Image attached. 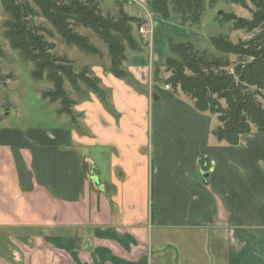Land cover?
<instances>
[{
	"label": "crops",
	"instance_id": "1",
	"mask_svg": "<svg viewBox=\"0 0 264 264\" xmlns=\"http://www.w3.org/2000/svg\"><path fill=\"white\" fill-rule=\"evenodd\" d=\"M146 12L123 65L143 92L93 67L112 111L0 128V264H264V134L213 142L215 116L155 90L177 27Z\"/></svg>",
	"mask_w": 264,
	"mask_h": 264
},
{
	"label": "trees",
	"instance_id": "2",
	"mask_svg": "<svg viewBox=\"0 0 264 264\" xmlns=\"http://www.w3.org/2000/svg\"><path fill=\"white\" fill-rule=\"evenodd\" d=\"M207 1L210 5L222 1L250 9L251 20L234 15L224 19L234 21V30L258 32L238 43L221 36L212 37L210 42L220 54L218 57L191 42L167 37L166 71L170 77L166 85L187 95L198 112L216 116L218 125L213 135L219 142L237 147L242 137L253 130L264 134V104L260 100L264 99V0H149L148 6L164 21L198 28ZM0 6L8 17L3 23L5 38L25 61L34 63L32 78L52 85L42 92V97L58 103V116H66L70 124H77L80 119L73 110L78 103L72 98L73 93L80 96L93 93L112 111L110 96L100 81L91 76L88 66L75 71L72 60L54 52L55 34L65 45L99 57L100 50L77 28L91 30L108 50L110 65L104 72L143 92L123 66L127 51L140 53L147 46L135 38L133 31V25L140 27L141 19L129 16L123 9L116 16L105 14L98 0H0ZM37 19L45 20L55 32L38 26ZM230 55L238 61L231 62ZM0 57H4L1 48ZM158 72L157 69L155 75ZM3 79L0 72V83Z\"/></svg>",
	"mask_w": 264,
	"mask_h": 264
},
{
	"label": "rangeland",
	"instance_id": "3",
	"mask_svg": "<svg viewBox=\"0 0 264 264\" xmlns=\"http://www.w3.org/2000/svg\"><path fill=\"white\" fill-rule=\"evenodd\" d=\"M148 1L149 0H98L102 11L105 14L108 13L113 16L118 15L117 13L120 9H123L128 15L130 14L132 16H138L143 13L146 15V8L149 10ZM249 8H252V6L249 5ZM219 12H221V15H219ZM227 15H234L241 20H251L253 17L251 10L248 8L222 1L210 5L207 1L206 9L198 28L182 27L173 21L167 22H169L171 26H174L175 24L177 27V30L173 31V35L171 34V37L175 41L191 42L197 48H200L201 50L206 49L209 54L218 57L220 54L212 48L210 42L212 37L221 36L233 43H238L240 40H248L252 38L254 33L258 32L250 33L245 30H234V21L224 19ZM7 19L8 17L0 6V48L4 51V57H0V72L4 76L3 82L0 83V128L51 129L61 122H67L68 118L66 116H58L57 114L59 104L50 103L42 97V92L50 90L52 85L47 81L34 80L32 78V71L35 69L34 63L25 61L21 57L20 52L12 49L9 41L5 38L3 23ZM36 22L38 26H42V28L46 30L55 32L52 26L45 20L37 19ZM140 25H142V22ZM137 26L133 25L135 36H138ZM77 31L80 34L89 37L91 43L103 53L101 58L97 55L85 53L77 47L65 45L56 34L54 37L56 46L54 52L58 56H65L69 60H72L75 64V71L88 66L91 71V76L96 77L101 85V80L95 75L92 69L93 67H102L103 70H105L109 67L110 59L108 50L91 30L83 27L77 28ZM144 41L145 39L143 38L139 40V42ZM152 44L154 45L155 41L154 43L152 42ZM228 57L231 62L238 61L237 57L233 55ZM165 76L166 74L161 70L156 77H153V81H158L159 83L154 86L156 91L158 89L164 90V85L168 79H164ZM82 88L85 91L87 90L84 86H82ZM147 88L145 89L147 90ZM67 89L70 90L69 87H67ZM142 89L143 88L141 87L140 90ZM174 93L175 92L170 91L172 97H181L182 100L190 102V98L187 95L182 93L180 96H177ZM91 94L93 93L87 94L88 96L84 94L80 96L73 93L72 98L77 100V104H79L88 101L91 98ZM93 95L98 98L97 95ZM260 100L264 104V99L260 98ZM74 113L77 114V116L79 115L80 119H77L78 122L74 125L70 124L69 120L70 127L83 130L81 127L83 116L76 111H74ZM217 125L218 121L216 122V126ZM216 140V137H213V142H216ZM202 177H204V174H201L200 178Z\"/></svg>",
	"mask_w": 264,
	"mask_h": 264
},
{
	"label": "built area",
	"instance_id": "4",
	"mask_svg": "<svg viewBox=\"0 0 264 264\" xmlns=\"http://www.w3.org/2000/svg\"><path fill=\"white\" fill-rule=\"evenodd\" d=\"M138 32H139V34L144 35V34H146L147 29L144 26H140L138 28ZM166 89H170V86L169 85H166Z\"/></svg>",
	"mask_w": 264,
	"mask_h": 264
},
{
	"label": "water",
	"instance_id": "5",
	"mask_svg": "<svg viewBox=\"0 0 264 264\" xmlns=\"http://www.w3.org/2000/svg\"><path fill=\"white\" fill-rule=\"evenodd\" d=\"M219 15H221V12H219ZM102 55H103V53L100 51V53H99V57L101 58ZM154 98H155V100H159V97H158L157 95H155Z\"/></svg>",
	"mask_w": 264,
	"mask_h": 264
}]
</instances>
